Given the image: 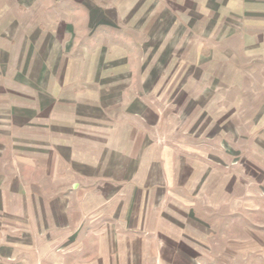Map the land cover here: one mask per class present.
I'll list each match as a JSON object with an SVG mask.
<instances>
[{
    "label": "rangeland",
    "instance_id": "rangeland-1",
    "mask_svg": "<svg viewBox=\"0 0 264 264\" xmlns=\"http://www.w3.org/2000/svg\"><path fill=\"white\" fill-rule=\"evenodd\" d=\"M54 52L103 64L97 87L147 114V143L175 160L167 264H264V0H0V112Z\"/></svg>",
    "mask_w": 264,
    "mask_h": 264
},
{
    "label": "crops",
    "instance_id": "crops-1",
    "mask_svg": "<svg viewBox=\"0 0 264 264\" xmlns=\"http://www.w3.org/2000/svg\"><path fill=\"white\" fill-rule=\"evenodd\" d=\"M91 66L42 56L37 92L0 112V264H167L158 241L183 235L157 207L175 196V160L147 143L155 123L106 96Z\"/></svg>",
    "mask_w": 264,
    "mask_h": 264
}]
</instances>
